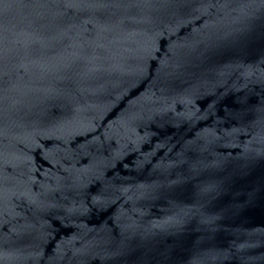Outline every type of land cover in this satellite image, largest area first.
Here are the masks:
<instances>
[{"label":"water","instance_id":"1","mask_svg":"<svg viewBox=\"0 0 264 264\" xmlns=\"http://www.w3.org/2000/svg\"><path fill=\"white\" fill-rule=\"evenodd\" d=\"M0 264H264V0H0Z\"/></svg>","mask_w":264,"mask_h":264}]
</instances>
